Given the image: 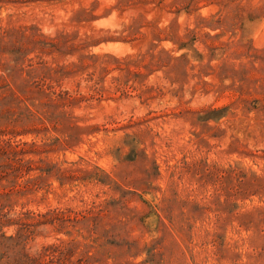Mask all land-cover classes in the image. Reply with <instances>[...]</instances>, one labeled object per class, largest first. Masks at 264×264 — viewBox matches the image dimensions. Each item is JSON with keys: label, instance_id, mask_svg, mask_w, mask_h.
Returning <instances> with one entry per match:
<instances>
[{"label": "rangeland", "instance_id": "rangeland-1", "mask_svg": "<svg viewBox=\"0 0 264 264\" xmlns=\"http://www.w3.org/2000/svg\"><path fill=\"white\" fill-rule=\"evenodd\" d=\"M0 236V264H264V0H0Z\"/></svg>", "mask_w": 264, "mask_h": 264}, {"label": "trees", "instance_id": "trees-1", "mask_svg": "<svg viewBox=\"0 0 264 264\" xmlns=\"http://www.w3.org/2000/svg\"><path fill=\"white\" fill-rule=\"evenodd\" d=\"M0 238H2V240H0V241H3V240H11V238H5V237H3V236H0Z\"/></svg>", "mask_w": 264, "mask_h": 264}]
</instances>
